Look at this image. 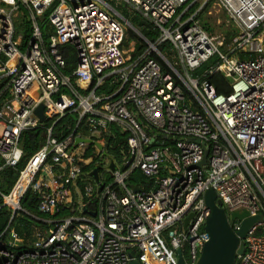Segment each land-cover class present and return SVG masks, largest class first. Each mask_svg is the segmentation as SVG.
<instances>
[{
    "label": "built area",
    "instance_id": "obj_1",
    "mask_svg": "<svg viewBox=\"0 0 264 264\" xmlns=\"http://www.w3.org/2000/svg\"><path fill=\"white\" fill-rule=\"evenodd\" d=\"M120 5L158 34L155 44L143 38L148 48L134 62L124 48ZM206 10L226 14L235 31L230 43L204 28ZM16 15L33 29L23 49ZM45 23L53 29L48 45ZM166 44L176 65L159 50ZM66 45L77 56L70 75L63 74L60 52ZM214 58L213 68L193 77ZM215 73L228 81L230 94H218L207 80ZM106 85L114 91L101 93ZM40 106L43 123L35 114ZM68 115L77 116L75 128L56 130ZM48 121L54 122L45 129L46 144L11 193L0 192L11 221L29 189L40 214L31 216L37 225L29 240L9 224L0 236V264H179L178 251L186 264H197L209 240L210 189L229 217L262 216L236 264H264V0H0L4 167L18 166L23 134ZM113 129L127 136L124 157L113 159L115 171L107 154ZM104 157L107 164L100 163ZM97 167L99 183L90 176ZM134 172L142 179L131 182ZM22 181L28 184L16 196ZM240 228L235 221L233 230Z\"/></svg>",
    "mask_w": 264,
    "mask_h": 264
},
{
    "label": "trees",
    "instance_id": "obj_2",
    "mask_svg": "<svg viewBox=\"0 0 264 264\" xmlns=\"http://www.w3.org/2000/svg\"><path fill=\"white\" fill-rule=\"evenodd\" d=\"M117 11L125 20H127L135 29H137L146 40L153 44L156 43L158 34L152 30V24L134 13L133 14L136 19L131 22L130 18L132 15L129 14L130 10H128L125 5H120L119 7H117ZM206 13L207 10L205 12H202V14L200 15V19L203 22L204 28L211 33L213 32V29L210 27V24L204 19ZM136 25H139V27ZM40 28L43 34L44 43L45 45H48L50 42V36L53 34V29L46 23L41 24ZM32 34V25H30L29 21H27V24L24 27L22 49L28 45L29 41L32 38ZM127 34L129 37L127 39L125 38L124 48L128 49L127 47L129 46V44H134V51L129 54L130 62H134L137 61V59L146 51L148 45L140 36H138L133 31L130 30L128 31V33H126V35ZM234 35L235 31L233 29H228V31H225V44L230 43ZM167 47L170 48V45H162L159 48L160 52L164 54L162 50ZM60 52L66 61V69L63 71V74L70 75L77 67L76 52L70 45L61 47ZM153 57L162 64L164 71H170L168 67L164 65L160 58H158L156 55H154ZM207 80L212 84V86H214L218 94L228 95L231 93L228 81L223 77L221 73L211 74L207 77ZM114 89L115 88H111L110 90H108V86L106 85L101 93L105 92L106 94H110L114 91ZM53 122L54 121H48L44 124L43 128H38L23 134L21 138L23 157L16 168L4 167V163L0 161V169L2 168L0 170V185L4 189V192L0 191L2 194L9 195L11 193L12 189L19 179L20 172L24 170L27 161L35 152H37L46 144L47 135L45 129L52 126ZM75 122L76 121L74 120L73 116L68 115L67 117L61 119L54 126V128L56 130H60L66 124H70L74 129ZM70 133H72V131L69 132V134ZM113 133L115 137L110 138L108 141L107 154L110 158L119 162L122 160L124 154L127 151V136L126 134H122L121 132H119L117 129H113ZM137 178L142 179L140 173L134 172L131 182L135 181ZM21 185L18 187L17 191L21 188ZM37 206L38 198L34 194L33 190L29 189L21 200L22 211L17 212L14 219L11 221L13 211L10 207L4 205V200L0 197V236L4 233L6 228L11 223V227L14 228L22 238L29 240L32 237L33 228L37 225V221L31 216H40L37 211Z\"/></svg>",
    "mask_w": 264,
    "mask_h": 264
},
{
    "label": "water",
    "instance_id": "obj_3",
    "mask_svg": "<svg viewBox=\"0 0 264 264\" xmlns=\"http://www.w3.org/2000/svg\"><path fill=\"white\" fill-rule=\"evenodd\" d=\"M132 29L135 30L138 36L142 39L144 38L134 27ZM35 114L42 123L45 122L44 106L38 107ZM80 141L81 139H76V143ZM207 157L208 151L205 153L202 165L207 163ZM109 160L110 164L108 169L115 171L116 165L114 160L111 158ZM100 170L101 167H97L90 173V176L93 177L97 183L100 182ZM102 189L103 187L101 186L100 190ZM132 189L134 192L137 191L136 187H132ZM205 203L210 210V216L206 221V231L209 240L205 244L197 264H236L238 256L245 253V239L249 230L262 220V216L250 217L247 211H243L234 212L229 217L222 207V203L217 199V194L212 189L206 192ZM192 217L193 215H190L186 219L185 226ZM235 221L241 223V228L238 232L233 230ZM178 254L180 257L179 264H186L181 251H178ZM130 264H139V262L131 261Z\"/></svg>",
    "mask_w": 264,
    "mask_h": 264
},
{
    "label": "rangeland",
    "instance_id": "obj_4",
    "mask_svg": "<svg viewBox=\"0 0 264 264\" xmlns=\"http://www.w3.org/2000/svg\"><path fill=\"white\" fill-rule=\"evenodd\" d=\"M128 8V7H127ZM129 10V8H128ZM213 14L212 15H209V16H205L204 19L210 24V27L213 29V32H211L212 35H214L215 37H224L225 35V31H228V29H231V27H229L227 25V16L225 13L223 12H217L215 10L212 11ZM131 16L130 18V21H134L135 16L133 14V12H129ZM15 21H16V32H17V36H23L24 35V27L25 25L27 24V20L24 19L22 16H15ZM125 23H126V33H128V31H133L134 33L135 30L132 29V25L127 21L125 20ZM139 27V25H136ZM137 30V29H136ZM138 31V30H137ZM137 34V33H136ZM128 34L126 35V39L128 38ZM134 44H129V46L127 47L128 49H125V51L129 52V54L131 53V51H129L130 49H134ZM164 55L167 56V58L172 62L173 65H176L178 63V59H177V56H176V53L174 51H172L170 48H165L162 50ZM215 58L214 59H211L209 62L205 63L203 66H201L199 69H197L196 71H194L192 73L193 77L194 78H200L203 76V74H205L208 70H210L211 68H213L216 64L215 62ZM179 69V67H178ZM74 120H77V116H74ZM100 163L101 164H107V159L104 157V158H101L100 159ZM4 189L1 187L0 185V191L1 192H4L3 191ZM8 207V206H7Z\"/></svg>",
    "mask_w": 264,
    "mask_h": 264
},
{
    "label": "bare ground",
    "instance_id": "obj_5",
    "mask_svg": "<svg viewBox=\"0 0 264 264\" xmlns=\"http://www.w3.org/2000/svg\"><path fill=\"white\" fill-rule=\"evenodd\" d=\"M21 184H22V185H21ZM27 184H28L27 181H22V182L20 183L21 188H20L18 191L16 190L17 192L15 191V195L18 196L20 193H22V192L25 190ZM20 185H19V186H20Z\"/></svg>",
    "mask_w": 264,
    "mask_h": 264
}]
</instances>
